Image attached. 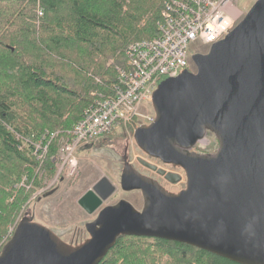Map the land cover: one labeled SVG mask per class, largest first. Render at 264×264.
<instances>
[{"label": "water", "instance_id": "1", "mask_svg": "<svg viewBox=\"0 0 264 264\" xmlns=\"http://www.w3.org/2000/svg\"><path fill=\"white\" fill-rule=\"evenodd\" d=\"M191 59L194 71L159 82L153 120L133 132L145 154L183 169L184 188L171 192L133 167L123 169L121 189L140 190V210L125 199L102 207L85 224L88 237L75 244L26 213L2 245L0 264H98L124 235L264 264V0H255L222 39ZM206 133L215 136L216 151H190ZM139 162L172 183L182 178ZM114 189L101 177L78 203L92 213Z\"/></svg>", "mask_w": 264, "mask_h": 264}, {"label": "trees", "instance_id": "2", "mask_svg": "<svg viewBox=\"0 0 264 264\" xmlns=\"http://www.w3.org/2000/svg\"><path fill=\"white\" fill-rule=\"evenodd\" d=\"M164 1L0 0V249L30 198L54 178L59 138L98 94L110 93L129 44L157 35ZM45 132L58 136L37 160L23 139ZM98 264L240 263L177 241L124 235Z\"/></svg>", "mask_w": 264, "mask_h": 264}, {"label": "built area", "instance_id": "3", "mask_svg": "<svg viewBox=\"0 0 264 264\" xmlns=\"http://www.w3.org/2000/svg\"><path fill=\"white\" fill-rule=\"evenodd\" d=\"M240 9L237 0H165L157 35L129 44L126 66L116 68L117 81L110 93L98 94L84 109L72 130L59 138L52 157L56 174L51 180L59 178L64 171L75 172L78 165L75 154L80 148L120 128L127 129L133 125L135 129L150 123L154 116H142L139 110L151 102L159 82L178 75L184 69L194 71L192 44L200 43L208 50L212 43L222 39L238 23ZM37 13L39 16L42 14L40 9ZM139 115L144 119L137 120ZM57 136L58 132H45L35 141L23 140L32 146L36 159L42 160ZM51 180L46 181L34 196L48 188L53 183H49Z\"/></svg>", "mask_w": 264, "mask_h": 264}, {"label": "rangeland", "instance_id": "4", "mask_svg": "<svg viewBox=\"0 0 264 264\" xmlns=\"http://www.w3.org/2000/svg\"><path fill=\"white\" fill-rule=\"evenodd\" d=\"M254 2L255 0H237V5L241 8L239 12L240 19ZM206 50V46L200 43H193L191 46L192 52H205ZM139 112L142 116L145 114L154 116L151 102L141 106ZM142 116L139 115L137 120H143ZM133 132V125L127 129L120 128L107 135L105 139L100 138L94 141L93 144L80 148L75 154L78 161L75 172L70 174L69 171H64L59 178L51 180L49 183H53L48 188L35 196L33 195L32 199L30 198L28 206L21 213V217L26 213L32 214L35 221L49 227L66 241H69L76 228L82 230L79 236L86 238L87 234L83 223L89 221L93 215H88L82 209L78 199L101 177H106L115 187L113 194L103 202L104 205L115 203L119 199H125L136 209L140 210L143 204L140 192L123 191L119 184L121 174L120 161L127 141L134 168L140 172H149L136 161V155L141 158L143 155L134 142ZM206 141L207 144L204 147L208 148L209 152H215L218 147L215 136L213 135ZM170 188L173 190L174 187Z\"/></svg>", "mask_w": 264, "mask_h": 264}, {"label": "flooded vegetation", "instance_id": "5", "mask_svg": "<svg viewBox=\"0 0 264 264\" xmlns=\"http://www.w3.org/2000/svg\"><path fill=\"white\" fill-rule=\"evenodd\" d=\"M129 131V130H128ZM105 137L106 136H104V137H102L101 139H105ZM211 137H213V134L212 133H206L205 135H204V137H202L200 140H198V142L196 143V145L193 147V148H191L190 149V151L192 150V151H195V152H197V153H200V154H203V153H209V151H206V150H208V148H206V147H204L206 144H207V139H209V138H211ZM129 143H128V141L125 143V145H124V148H123V154H122V157H121V161H120V165H121V172L123 171V169H126V168H129V167H133L134 168V166H133V160H132V156H131V154H130V152H129ZM141 150V149H140ZM141 152H142V155H143V157L141 158V157H139L138 155H136V161L139 163V164H141L140 162H139V159H144V160H146V161H148V162H150V163H152V164H155L158 168H162L163 170H165L166 172H172V173H176V174H179V175H181V180L179 181V182H174V183H172V182H170V181H168L167 179H165L164 178V176L163 175H159L157 172H156V170H152V169H150V168H148V167H145V166H143L142 164V166L147 170V171H149L148 173L146 172V171H139L140 173H142V174H144V175H146V176H149V177H151V178H153V179H155V180H157L158 181V183L160 184V185H162L166 190H168V191H171V192H178L179 190H181L182 188H184V186H185V174H184V171H183V169L182 168H180L179 166H177V165H174V164H172V163H165V162H162L161 160H159V159H156V158H152V157H150V156H148L147 154H145L142 150H141ZM147 158H145V157ZM138 171V170H137ZM120 172V173H121ZM121 175V174H120ZM119 184H120V182H119ZM94 185V184H93ZM93 185H92V187H93ZM91 187V188H92ZM121 187V186H120ZM170 187H174L173 188V190H171V188ZM114 191H115V189H114ZM124 191V190H123ZM131 191H139L140 192V190H131ZM126 192H130V191H126ZM113 194V193H112ZM111 194V195H112ZM140 194H141V192H140ZM110 195V196H111ZM141 196H142V194H141ZM107 200V199H106ZM105 200V201H106ZM143 200V199H142ZM105 201H103V202H105ZM117 202V201H116ZM115 202V203H116ZM112 204H114V203H112ZM108 205V204H107ZM110 205V204H109ZM104 206H106V205H104L103 203L101 204V206H100V208H98L97 210H95L94 212H92V213H88V215H93L92 216V218L89 220V221H92V220H94L95 218H96V216H97V214H98V212H99V210L102 208V207H104ZM83 209V208H82ZM84 210V209H83ZM85 211V210H84ZM89 221H86V222H84L83 223V227H84V229H85V224L87 223V222H89ZM81 229H79V228H76L74 231H73V235H72V237L69 239V241H66V240H64L63 238V240L64 241H66V242H69V243H80V242H82V241H84L87 237H88V233H87V231H86V229H85V233L87 234V237L86 238H81L79 235L81 234ZM59 236V235H58ZM60 237V236H59ZM61 238V237H60Z\"/></svg>", "mask_w": 264, "mask_h": 264}]
</instances>
